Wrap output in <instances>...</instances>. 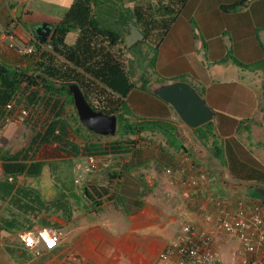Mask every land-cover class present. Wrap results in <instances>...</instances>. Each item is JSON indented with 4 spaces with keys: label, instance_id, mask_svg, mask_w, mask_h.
I'll list each match as a JSON object with an SVG mask.
<instances>
[{
    "label": "crops",
    "instance_id": "0c3cea01",
    "mask_svg": "<svg viewBox=\"0 0 264 264\" xmlns=\"http://www.w3.org/2000/svg\"><path fill=\"white\" fill-rule=\"evenodd\" d=\"M74 1L0 0V64L24 70L28 59L8 45L12 41L34 45L35 28L42 24L50 27L51 34ZM238 1L186 0L156 50L154 70L166 84L184 78L182 82L213 112L209 125L186 126L170 105L141 87V80L130 78L133 88L125 99L129 111L137 122L163 129L124 136L116 153L105 146L93 173L107 174L92 173L84 186L101 196L89 199L86 189L81 191L73 183L77 191L71 195L81 210L68 201L71 196L65 197L71 211L66 205L51 207L33 220L57 231L58 247L36 254L19 241L16 251L2 245L6 251L2 264H19L14 258L19 261L22 256L27 260L20 264H154L181 224L207 228L203 208L212 217L218 213V202L226 210L234 209L237 201L264 206L252 194L255 187L264 188V0H246L234 11L221 9ZM68 35L74 36L68 44L73 45L77 33ZM15 148H10V154ZM186 154L189 163L197 166L188 175L206 173L200 188L188 187L177 175L165 173L166 168L182 164ZM74 169L73 182L88 175L79 167ZM2 198L0 227L15 229ZM30 225L29 230L41 228L30 229ZM220 236L214 237L217 249Z\"/></svg>",
    "mask_w": 264,
    "mask_h": 264
},
{
    "label": "trees",
    "instance_id": "16d2710c",
    "mask_svg": "<svg viewBox=\"0 0 264 264\" xmlns=\"http://www.w3.org/2000/svg\"><path fill=\"white\" fill-rule=\"evenodd\" d=\"M103 2L104 0H75L47 40L51 50H43L41 48L43 43L37 38L34 43L37 53L29 58L24 70L0 64V116L7 102L15 96L21 97L24 94H27L29 101L39 99L44 100L45 104L63 94L73 105L67 88L75 84L92 110L105 115H116L119 125L116 134H120L121 137L136 135L150 129H163L160 125H150L146 122L131 124L125 118L131 113L125 99L133 88V83L128 71L125 70L120 53L128 51V48L120 31L115 30L108 20L101 22L99 19ZM185 2L186 0H157L154 6L136 5L130 11L113 10L112 7L107 9L117 13L119 26L128 27V24L132 23L143 36L144 42L155 32L159 34L161 42ZM245 2L246 0H239L229 6H221V9L234 11ZM111 14L112 12L109 13L110 16ZM71 32L77 33V39L73 45H68L65 38ZM154 57L156 59V54L153 55L152 62L155 61ZM141 82V87L146 89L147 81L143 79ZM54 105V110L58 109V105ZM55 116L58 117L57 112ZM55 116L54 118H57ZM75 119L80 123L77 115ZM59 123L58 119L51 122L34 143L59 142L64 151L68 150V147L75 150L76 147L65 139V126L61 124L58 126ZM55 131H58L57 135ZM119 147L121 146L117 141L116 145L108 146V151L113 153L117 149L120 150ZM21 160L18 157L7 156L2 162L3 174L7 177L40 176L44 167L43 162ZM252 194L258 198L257 187L253 189ZM85 195L93 200L101 196L96 189L91 191L86 189Z\"/></svg>",
    "mask_w": 264,
    "mask_h": 264
},
{
    "label": "rangeland",
    "instance_id": "374dc122",
    "mask_svg": "<svg viewBox=\"0 0 264 264\" xmlns=\"http://www.w3.org/2000/svg\"><path fill=\"white\" fill-rule=\"evenodd\" d=\"M103 3L104 5L101 7V12L98 15L99 19L101 22L108 20L109 23L114 26L115 30L120 31L122 37H125L129 34V28L119 26L117 24V13H113L114 11L112 10L108 11L107 8L112 7L113 10L120 9L123 11L126 9L125 11H130V9H133L136 5L146 6L150 4L154 6L157 0H104ZM110 12H112L111 16L109 15ZM114 22H116V24H114ZM71 33L74 34V32ZM73 42L74 36L68 35L66 37V43L71 44ZM159 44V34L155 32L147 41H137L128 48V51L120 53L123 65H125V70L128 71L132 81H135L136 78L139 80L144 79L147 81L148 88H154L157 84H166L164 83L166 80L161 74L154 70L155 61L152 62V57L156 54ZM24 58L29 60V57ZM183 79L184 78H179L177 80L182 81ZM40 98L42 99V95ZM20 102L28 105L30 114L28 121L21 127L16 125L5 127L0 134V195H2L7 202L6 214L10 213V218L14 219L13 224L16 222V225H14L15 229L12 230L6 229L4 231V225L0 227V264L4 261L6 253L2 245H6V249L9 248L13 251L15 250L14 247H18L17 233L21 231L18 229L19 227L22 231L26 227L28 229L29 222L31 223L30 226H32L29 227L30 229L41 227L43 225L42 223L38 222L37 225L33 220H39L37 217L47 213L51 207L59 208L65 207L66 205L68 211H71L72 206L65 202V197L67 199L71 196L68 201L75 204L76 210H81L77 205V199L75 197L72 198L73 196L71 195L73 191H77V188L73 187V183L77 185L81 191L82 189H86L84 186L86 183H89L86 179H88V176L92 173H88L84 178L79 177L80 179L78 182H73L74 177L77 176V171L74 168L81 165V160H79L80 154H102L103 152L101 151L104 149L102 147L116 145L119 139H125V137H121L120 134H115L113 137H101L88 132L81 123L76 121L74 106L63 94L59 95L58 99L52 98L49 104H44L45 101H40L39 99L29 101L27 95L22 98ZM33 103L36 104L33 105ZM54 104L58 105V109L54 110ZM56 112L58 117L55 116ZM54 116L57 118H54ZM125 118H127L131 124L138 123L134 113H130L128 116H125ZM57 119L60 122L58 126H60V124L65 126L64 136L70 138L67 139V141L76 147L75 150L68 147V150L65 149L64 151V148H61L59 145L54 146L49 143H34V141L39 138L40 134L47 130L49 124ZM207 125H209V123ZM118 126L119 125H117V127ZM126 139L131 138L126 137ZM128 141L130 143H137L135 140H131L132 142L130 140ZM13 147H16L15 152L10 154L9 150ZM5 148H7V150H5ZM116 151L113 153H116ZM11 155L22 159L21 161L39 160L43 162V172L37 178L5 176L2 171V162L7 156L11 157ZM101 174L106 175L107 172L101 170L97 173H93V175L97 176ZM61 187L62 190H59ZM82 194L83 193L80 194V200H82L81 197H84ZM52 197L56 198L54 202L53 200L50 202ZM217 245L221 253L222 264H237V243L234 239L220 236L217 240ZM33 257L35 259L38 256L33 255ZM18 259L17 257L14 258L15 262L20 264V261L25 260L26 257L22 256L20 260L17 261Z\"/></svg>",
    "mask_w": 264,
    "mask_h": 264
},
{
    "label": "built area",
    "instance_id": "2783aa9c",
    "mask_svg": "<svg viewBox=\"0 0 264 264\" xmlns=\"http://www.w3.org/2000/svg\"><path fill=\"white\" fill-rule=\"evenodd\" d=\"M8 47L23 57H32L37 53L34 45L22 44L17 41H12ZM41 48L50 51L51 46L44 44ZM26 95L15 96L3 106L0 116V134L5 127L10 125L21 127L28 121L30 117L28 105L20 102ZM57 132L55 131L56 135ZM65 139L70 138L65 137ZM51 143L61 147L59 142ZM99 155L97 153L80 154L81 165L79 168L86 173H93L98 169ZM188 158L186 154L182 164L166 168L165 173L169 176L177 175L188 187L200 188L207 180L206 173L202 171L188 175V171H196L197 167L191 162L189 163ZM217 206L220 207L218 213L212 217L206 212V209H202V212L205 213L204 223L208 224L204 230L189 223L181 224L175 237L159 252L154 264H222L221 253L214 246L215 235L236 239L238 244L237 264H262L264 260V206L260 204L246 205L242 201H237L232 210L222 208L219 202ZM17 239L25 250L36 254H39L40 251H53L59 245V235L51 227L20 231L17 233Z\"/></svg>",
    "mask_w": 264,
    "mask_h": 264
},
{
    "label": "water",
    "instance_id": "95a60500",
    "mask_svg": "<svg viewBox=\"0 0 264 264\" xmlns=\"http://www.w3.org/2000/svg\"><path fill=\"white\" fill-rule=\"evenodd\" d=\"M35 34L42 43L47 41L50 27L47 24L35 28ZM143 40L138 29L129 23V34L125 37L126 47L129 48L137 41ZM73 106L82 126L91 133L101 137H113L117 131L116 115H105L90 108L81 91L75 84L68 86ZM148 90L163 102L170 105L179 119L190 128H198L211 121L213 112L201 96L187 83L176 81L168 84H157ZM258 198L264 205V188L257 190Z\"/></svg>",
    "mask_w": 264,
    "mask_h": 264
},
{
    "label": "clouds",
    "instance_id": "9594fccd",
    "mask_svg": "<svg viewBox=\"0 0 264 264\" xmlns=\"http://www.w3.org/2000/svg\"><path fill=\"white\" fill-rule=\"evenodd\" d=\"M132 24V23H131ZM128 28H129V24H128ZM50 36H48V38H49ZM126 37V36H125ZM125 37H124V41H125ZM48 38H47V40H48ZM44 44H47V41L45 42V43H43V45ZM126 44V43H125ZM51 50V49H50ZM30 58V57H29Z\"/></svg>",
    "mask_w": 264,
    "mask_h": 264
}]
</instances>
